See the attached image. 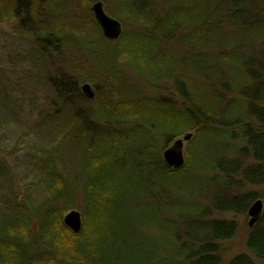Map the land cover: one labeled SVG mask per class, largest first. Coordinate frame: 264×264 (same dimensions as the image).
Wrapping results in <instances>:
<instances>
[{
	"label": "trees",
	"instance_id": "obj_1",
	"mask_svg": "<svg viewBox=\"0 0 264 264\" xmlns=\"http://www.w3.org/2000/svg\"><path fill=\"white\" fill-rule=\"evenodd\" d=\"M92 1L80 0L78 4ZM2 2L5 9L0 11V22L21 17L18 36L34 39L35 43L59 39L57 36L67 27L51 20L68 6L75 16L77 7L74 0H46L48 9L41 17L40 0ZM26 2L30 4L26 10L32 17L29 21L20 13V6ZM102 3L108 10L110 5L114 8L113 18L123 23L128 20L145 31L153 30L159 33V42L173 44L171 57H179L183 73L177 76L175 84L179 82L186 88V93L176 89L179 90L176 100L183 114L174 115L167 108H177L173 97L144 94L136 98L121 92L116 95L117 79L105 76L107 92L90 109L105 99L106 118L92 116L101 125L90 122L73 135L80 134L86 140L103 133L109 142L116 138L121 144L106 156L108 169L103 170L100 163L104 158H95L93 146L89 145L83 157L85 175L87 162L91 181L72 196H63L64 180L51 172L50 159L39 162L40 172L53 182V187L45 191L46 197L21 201L8 182L9 191L0 199V264H264V212L260 222L249 228L248 253L227 261L221 244L232 239L235 224L207 220L224 212L246 216L252 203L261 199L248 192L228 198L224 206L217 202L218 198L207 201L216 184L226 182L228 187L233 186L230 175L240 168V154L250 159V165L243 169L240 188L264 186V53L253 47L257 43L264 45V0H102ZM75 20L74 31L86 27L79 19ZM87 26L99 41L108 42L97 23ZM170 31L174 33L169 35ZM123 39L121 36L117 42ZM147 45L155 48L157 44ZM243 51L250 52L251 59ZM37 55L43 59V53L34 49L27 61L38 66L33 60ZM98 75H90L89 80L95 85ZM195 76L205 80L201 94L193 93L197 86ZM77 82L73 80L58 88L54 81L51 84L52 90L66 100L69 111L88 101L79 94ZM146 87L158 89L153 84ZM99 93L98 85L95 94ZM82 114H77L76 119L86 120V112ZM172 123L179 126L172 128ZM56 128H47L46 133V139L54 146L69 130L64 125L59 135H53ZM186 133H193L186 163L182 168L172 169L162 154ZM139 138L148 143L136 142ZM202 144L207 147L209 157L202 156ZM228 156H236L238 160L225 162ZM201 190L207 204H199L195 196ZM78 199L82 201L83 228L74 234L63 218L76 209ZM63 200L65 206L56 207ZM34 202L48 204L43 214L30 211ZM157 223L168 234L171 242L168 246L178 253L162 254L150 249L155 239L152 227ZM183 224L186 237L179 245ZM195 227L199 228L198 235L193 233ZM130 229V235L124 233Z\"/></svg>",
	"mask_w": 264,
	"mask_h": 264
},
{
	"label": "rangeland",
	"instance_id": "obj_2",
	"mask_svg": "<svg viewBox=\"0 0 264 264\" xmlns=\"http://www.w3.org/2000/svg\"><path fill=\"white\" fill-rule=\"evenodd\" d=\"M2 1L4 0L0 1V11L4 12L5 7ZM75 1H77L75 16L68 6L55 19L51 20V23L65 25L67 29L64 32L62 30L61 33H59L60 31L56 32L60 34L57 36L59 39L55 38L57 40H51L49 43L40 41L35 43L34 39H24L18 36L19 25L22 21L21 17L12 22H0V199L9 191L7 188L8 182L15 189V193L21 201H37L46 197L45 191L48 192V189L51 186L53 187V182L49 180L48 175L40 172V159L45 161L50 159L51 164L48 166L51 172L58 173L64 180L65 194L63 196H72L75 194V190L83 188L85 184L87 185L91 181V177L87 173V162L85 175L83 157V151L89 145L93 146L95 158H104L100 163L103 170L108 169L106 162L109 157L106 156H110L111 149L121 144L116 138L114 141L109 142L107 136L103 133L86 140L80 134L73 135V132L76 133L77 129H85L84 126L90 122L95 123L97 126L101 125L96 119L106 118L104 112L108 102L105 99L101 100L102 102L98 103L94 107L95 109H90L91 105L100 100L107 92L108 86L105 76L117 79L116 82L114 81L117 84L115 87L116 95L121 92L140 98L144 94H154L165 98L173 97L176 100L179 96V90L181 93H186L184 85L179 82L175 84L177 76H181L183 73L181 64L178 62L179 57H171L173 56L170 48L173 46L172 43L159 42V33L153 32V30H142L138 26L129 24L128 20L123 23L120 19L117 20L123 25V41L121 43L117 41H99L98 37L93 34L94 31L87 25L94 26L96 23L91 7L94 3L102 2V0H94L85 5L78 4L80 0ZM28 2L24 3L27 5L26 7L30 5ZM39 4L38 10H40V16L43 17L48 9L46 0H40ZM104 8L106 13L112 17L111 13H114V8L111 5L109 10L105 5ZM1 16L2 14H0ZM75 19L85 23L86 27L80 26V31H74ZM30 24L26 28L29 29ZM173 33V31H170L169 35ZM59 41H63L62 44ZM148 42L157 45L155 48H149L147 47ZM58 44H61V47ZM57 46L60 50L56 49ZM263 46L259 43L253 45V47L264 53ZM34 49H39L40 53L44 55L42 56L43 59L38 58L40 55L34 56L33 60L38 63V66L27 61L29 53L31 54ZM243 53L247 59H251L250 52L243 51ZM90 75L100 77L96 80L97 85L89 80L91 79ZM195 79L197 80V86H195L196 89L193 90V93L198 92L201 94L204 91L201 86L205 80L201 76H195ZM73 80L78 81L79 94H82L81 86L84 83L90 84L94 91L95 86L99 85L100 93L95 94L93 100H88L69 111L66 100L57 95V91L52 90L51 84L54 81L55 87L58 88L59 85L65 86L66 83ZM150 84L156 85L158 89L146 87ZM200 104L199 102L198 107ZM175 106L177 108L171 106L167 108L174 115L183 114L177 100ZM89 109L92 110V113ZM84 112H86V120L79 121L76 119L77 114L83 115ZM50 115H56V117L48 119L47 117ZM92 116L96 119H92ZM104 118L102 119L104 120ZM64 125L69 128L68 132L60 138L57 146L52 145L46 139L48 138L46 136V133H48L47 128L55 130L57 127L53 135H59L58 131L63 129ZM178 126L179 124L174 125L173 123L170 125L172 128ZM135 141L141 144L148 143L144 138ZM188 144L185 143V159ZM200 150L202 156L209 157L205 145H200ZM239 158L241 159L240 168L230 175L233 186L228 187L226 182L216 184L213 196L208 198L207 201L218 198L217 202L224 206L228 198L248 192L256 193L261 198L260 200L264 201V186L240 188L243 169L250 165V159L243 158L241 154ZM231 159L238 160L236 156H228L225 162ZM132 173L130 172V176H132ZM195 196L199 199V204H207L203 190ZM34 203L33 208L30 206V211L43 214L48 204ZM65 204L66 201L63 200L56 207L62 208ZM81 208L82 201L78 199L75 210L81 213ZM207 220L229 221L235 224L236 230L232 239L221 244L224 261L235 255L248 253L246 248L249 231L248 215L241 216L224 212L214 214L208 217ZM159 227L164 226L157 223L152 227L155 239L154 242L150 243V249L162 254L178 253L176 248L171 249L168 246L171 243L168 234L166 230L164 232ZM185 229L186 224H183L179 233L180 237H178L179 245L185 240ZM198 229V227L194 228L193 233L195 235H198ZM124 233L130 235L132 229Z\"/></svg>",
	"mask_w": 264,
	"mask_h": 264
},
{
	"label": "water",
	"instance_id": "obj_3",
	"mask_svg": "<svg viewBox=\"0 0 264 264\" xmlns=\"http://www.w3.org/2000/svg\"><path fill=\"white\" fill-rule=\"evenodd\" d=\"M94 19L101 29L102 36L109 42L118 41L123 34V26L120 21L109 16L101 1L94 3L91 7ZM81 92L88 100L95 98V92L92 86L84 83L81 86ZM193 139V133H186L181 138L174 140L170 146L163 152V158L168 167L172 169L182 168L185 163V143ZM264 212V203L258 199L252 203L248 210V227L254 228L261 220ZM65 226L74 234L81 232L83 228L82 214L77 210L69 211L63 218Z\"/></svg>",
	"mask_w": 264,
	"mask_h": 264
},
{
	"label": "bare ground",
	"instance_id": "obj_4",
	"mask_svg": "<svg viewBox=\"0 0 264 264\" xmlns=\"http://www.w3.org/2000/svg\"><path fill=\"white\" fill-rule=\"evenodd\" d=\"M27 5L26 4H22L21 6H20V13L22 14V16H24V19H31L32 20V17L30 16V15H28L27 13H26V10L28 9V7H26ZM62 44V43H61ZM61 44H59V47H61ZM56 49L57 50H60L59 48H58V46L56 47ZM59 52V51H58ZM87 99V98H86ZM88 100V99H87ZM165 151V150H164ZM162 156H163V154H162ZM163 160H164V158H163ZM165 162V161H164ZM167 165V164H166Z\"/></svg>",
	"mask_w": 264,
	"mask_h": 264
}]
</instances>
